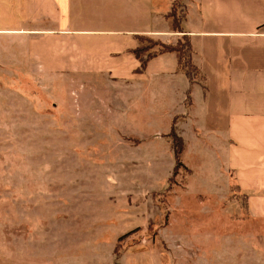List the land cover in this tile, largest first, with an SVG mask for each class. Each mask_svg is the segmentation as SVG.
Here are the masks:
<instances>
[{
  "label": "rangeland",
  "instance_id": "rangeland-1",
  "mask_svg": "<svg viewBox=\"0 0 264 264\" xmlns=\"http://www.w3.org/2000/svg\"><path fill=\"white\" fill-rule=\"evenodd\" d=\"M27 44L0 38V264H264V216L207 128L180 122L178 97L138 76L133 89L38 71ZM173 121L187 147L175 172Z\"/></svg>",
  "mask_w": 264,
  "mask_h": 264
},
{
  "label": "crops",
  "instance_id": "crops-1",
  "mask_svg": "<svg viewBox=\"0 0 264 264\" xmlns=\"http://www.w3.org/2000/svg\"><path fill=\"white\" fill-rule=\"evenodd\" d=\"M172 3L0 0V38H27L24 54L41 72L131 79L133 89L141 78L164 98L178 97L186 110L180 122L199 121L207 128L220 165L234 173L240 192L251 194L250 217H263L264 0H186L183 32L170 28L166 14ZM135 34L188 35L200 81L176 68L174 52L155 55L140 69L130 52L137 46Z\"/></svg>",
  "mask_w": 264,
  "mask_h": 264
},
{
  "label": "trees",
  "instance_id": "trees-1",
  "mask_svg": "<svg viewBox=\"0 0 264 264\" xmlns=\"http://www.w3.org/2000/svg\"><path fill=\"white\" fill-rule=\"evenodd\" d=\"M175 5V3L172 5L171 10L166 14V16L169 18L170 28L173 29V31L183 32V30H181V20L183 19V14L182 16H179L180 18H178V16L176 17L177 13ZM134 36L137 40V46L134 49L130 50V52L140 61V69H143L147 61L155 55L164 52H174L176 55V68L184 73L190 81H193L192 73L193 71H196V67L191 61L192 47L188 35L181 34L176 44L174 45L164 43L156 38L153 39L154 37L150 34H135ZM175 124L176 122L173 121L169 132L170 145L173 149L175 157L174 172L178 167H183L180 158L182 157L183 152L186 149L183 138L175 132ZM128 235V233L123 235L118 239V241L124 238H128ZM116 252L117 251L115 247L114 253ZM121 253L122 252H118L119 255L117 257H119Z\"/></svg>",
  "mask_w": 264,
  "mask_h": 264
}]
</instances>
